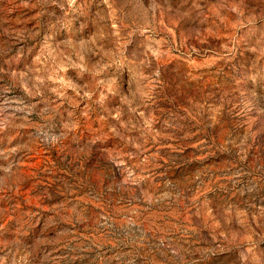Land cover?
I'll use <instances>...</instances> for the list:
<instances>
[{"label": "rangeland", "instance_id": "1", "mask_svg": "<svg viewBox=\"0 0 264 264\" xmlns=\"http://www.w3.org/2000/svg\"><path fill=\"white\" fill-rule=\"evenodd\" d=\"M0 264H264V0H0Z\"/></svg>", "mask_w": 264, "mask_h": 264}]
</instances>
